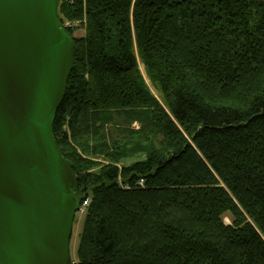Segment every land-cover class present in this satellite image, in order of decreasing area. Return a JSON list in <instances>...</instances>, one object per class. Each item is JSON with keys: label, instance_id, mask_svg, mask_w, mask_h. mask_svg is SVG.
Returning <instances> with one entry per match:
<instances>
[{"label": "trees", "instance_id": "obj_1", "mask_svg": "<svg viewBox=\"0 0 264 264\" xmlns=\"http://www.w3.org/2000/svg\"><path fill=\"white\" fill-rule=\"evenodd\" d=\"M58 7L74 66L52 135L88 198L74 264H264V0Z\"/></svg>", "mask_w": 264, "mask_h": 264}, {"label": "water", "instance_id": "obj_2", "mask_svg": "<svg viewBox=\"0 0 264 264\" xmlns=\"http://www.w3.org/2000/svg\"><path fill=\"white\" fill-rule=\"evenodd\" d=\"M60 0H0V264H72L76 180L52 135L73 69Z\"/></svg>", "mask_w": 264, "mask_h": 264}, {"label": "rangeland", "instance_id": "obj_3", "mask_svg": "<svg viewBox=\"0 0 264 264\" xmlns=\"http://www.w3.org/2000/svg\"><path fill=\"white\" fill-rule=\"evenodd\" d=\"M62 1V0H61ZM65 23H72L71 21L69 20H66ZM63 25V24H62ZM74 29H76L75 31V36H81L83 35V29L79 28L78 25L76 24H72ZM140 70H141V73L143 74L145 80H146V85H148V87L150 88L152 94L154 96H156L160 101H161V96H159L157 90H155L154 86L151 85L150 83V80L147 79L146 77V74H144V70H143V66L140 64ZM133 161V159L129 160V161H125L126 163L129 164V162ZM124 162V163H125ZM85 211H86V208L81 210V209H78L76 212H75V216H74V220H73V229H72V233H71V239H70V242H69V250H70V258H71V262L72 264L75 263V257H76V254H77V245H78V242H79V234L80 232L82 231V228H83V221H84V217H85ZM223 221H225V223H231V219H230V216L229 214H225L224 217H223Z\"/></svg>", "mask_w": 264, "mask_h": 264}, {"label": "built area", "instance_id": "obj_4", "mask_svg": "<svg viewBox=\"0 0 264 264\" xmlns=\"http://www.w3.org/2000/svg\"><path fill=\"white\" fill-rule=\"evenodd\" d=\"M65 25H70V23H65L64 26ZM87 202H88V198L87 199H84V201L82 202L83 204L79 207V209H81V210L85 209L86 206L88 205Z\"/></svg>", "mask_w": 264, "mask_h": 264}]
</instances>
